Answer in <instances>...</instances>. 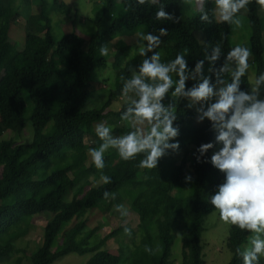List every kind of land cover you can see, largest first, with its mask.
Wrapping results in <instances>:
<instances>
[{"label": "trees", "instance_id": "16d2710c", "mask_svg": "<svg viewBox=\"0 0 264 264\" xmlns=\"http://www.w3.org/2000/svg\"><path fill=\"white\" fill-rule=\"evenodd\" d=\"M16 1L0 0V263L19 252L16 242L28 235L33 220L43 217L46 225L41 245L33 253L24 251L15 264H54L72 253L91 254L87 264H122L123 251L112 254L104 247L123 228L98 241H88L83 230L95 212L102 216L129 199L131 210L139 218V228L147 237L143 245L133 243L131 264H177L174 247L179 241V264H206V221L216 212L210 197L225 181V175L210 162L215 148L201 157V161L208 162L197 161L199 146L215 141L211 121L199 125L196 111L186 105V100L173 101L169 94L164 103H175L177 107L174 126H179L180 134L172 142L178 141L179 152L185 151L182 162L177 164V152L169 150L157 168L142 169L138 167L142 156L124 161L115 149H110L105 154V168L97 169L88 154L90 148L102 143L95 128L100 123L111 128L117 124L112 128L116 135L131 130L121 119L128 105L122 88L124 80L131 78L129 69H138L144 59L138 49L133 54L130 45L117 47L107 57L100 56L99 48L124 32L142 29L159 35V29L165 28L168 35L161 37L163 43L155 49L165 51V62L184 53L188 67L194 70L199 60H205L204 49L208 48L210 54L219 41L223 54L216 68H220L234 47L232 28L226 23L201 22L198 9L188 16V0H159L170 14L189 18L178 23L156 20L158 5L129 8L135 0H104L95 18L96 31L89 40L78 34L74 24L71 31L65 24V34L58 39L45 11L50 4L64 7V0H23L30 10L38 6L39 20L27 11L31 19L27 20L24 47L18 50L11 41L22 13ZM214 7V0H208L206 10L211 13ZM241 13L248 20L257 78L264 73V19L255 0L248 11ZM109 61L115 77L104 80L111 89L108 100L99 109L87 110L95 93L94 74L98 69H107ZM206 64L210 65L207 60ZM210 75L215 83L216 76ZM227 80L230 82V76ZM243 80L241 89L248 91L249 79L245 76ZM194 83L187 82L186 87ZM261 91L264 99V88ZM121 99H125L122 108L110 110ZM28 122L33 127L31 143L20 145L5 137L7 133L22 134ZM122 122L124 125L119 127ZM187 146L194 150L188 172ZM101 175L111 177L112 182L104 184ZM187 175L193 178L188 195L184 193ZM105 191L115 193V199H105ZM86 213L89 216L81 219ZM248 236L246 230L230 225L226 248L232 257L227 264H243L235 250L248 243ZM146 246L151 252L145 250Z\"/></svg>", "mask_w": 264, "mask_h": 264}, {"label": "clouds", "instance_id": "9594fccd", "mask_svg": "<svg viewBox=\"0 0 264 264\" xmlns=\"http://www.w3.org/2000/svg\"><path fill=\"white\" fill-rule=\"evenodd\" d=\"M251 2L214 0L215 7L211 13L205 8L208 0H195V7L201 13V22L226 23L235 31L243 27L239 13L241 10L248 11ZM255 3L264 9V0H255ZM144 5H158L155 12L158 21L178 23L182 19L167 12L166 5L159 0H135V5L129 4L128 7ZM167 35L165 28L159 29V35L141 31L135 33L139 44L138 54L144 59L138 69H129L131 78L124 80L122 88L128 105L121 119L128 123L131 130L116 136L110 126L98 124L95 133L102 143L97 148H90L88 154L100 170L106 166L105 154L110 149H115L124 161L142 156L139 168H157L160 159L169 150L178 153L180 149L178 141L172 142L180 134L179 126H174L177 107L175 103L165 104V98L170 94L173 101L187 100L189 107L200 105L196 109L197 122L211 121L216 135L214 142L199 146L197 161L208 162L201 161V157L216 145H221L211 156L210 162L225 175V181L211 195L210 203L219 212L222 222L249 233L248 243L235 250L242 257L243 264H261L264 259V99L260 97L264 88V73L249 85L250 92L242 90L243 78L253 67L250 63L252 49L237 44L227 52L224 64L216 68L223 54L221 42L218 41L210 54L208 48L204 49L205 60L210 63L208 72L216 76L213 83L212 75H204L205 60H199L194 70L188 67L184 53L177 54L173 60H163L164 53L155 49L163 43L161 37ZM150 52L152 55L149 57ZM109 53V45L100 46V56L107 57ZM225 74L230 76V82L224 79ZM189 80L196 81L190 88L186 87ZM192 179L191 175L185 177L186 182ZM100 180L104 184L112 182L111 177L106 175H101ZM109 197L115 199V193L105 191L104 198ZM116 209L122 217L129 214L124 205H117ZM124 231L131 235L129 228L126 227ZM145 250L151 252L147 246Z\"/></svg>", "mask_w": 264, "mask_h": 264}, {"label": "rangeland", "instance_id": "374dc122", "mask_svg": "<svg viewBox=\"0 0 264 264\" xmlns=\"http://www.w3.org/2000/svg\"><path fill=\"white\" fill-rule=\"evenodd\" d=\"M103 1L104 0H64L65 3L64 7L50 4L49 7L46 8L45 13L50 15L49 17L52 21L53 31L58 39L65 34L64 33L65 24L68 25L67 27L69 28L68 31H71L70 26L71 28H73V24H74L75 26L74 28L77 30L78 34L82 36L84 39L89 40L93 35V33L96 31L97 26L95 23V18L97 15V11L99 10L101 3H103ZM189 4L192 10L190 9V14L188 16L194 14L196 12L195 9H197V7H195V0H191V3ZM16 5L20 7V11L22 13L19 18L20 23L18 27L13 31L11 35V41L18 50H21L24 47L25 34L27 31L26 30L27 20L29 21L31 19L29 18L27 11H29V14H31V16L36 15L38 17V20H39V11L37 9L38 6H34V5L32 7V10L35 11L30 10L27 1L17 0ZM67 8L69 10H67ZM260 12L263 15L262 17L264 19V9H262L261 7H260ZM240 16L243 20V27L232 32L231 40L234 46H236L237 44H241L250 47L249 29L247 26L248 20L246 18L247 16L243 13H241ZM182 18L189 19L183 15ZM32 19L35 18L32 17ZM137 31L142 32V29ZM135 33L136 32H128V33L124 32L123 34L122 33L119 34L117 38L111 40L108 44L110 47V52H112L117 47H120L122 45H130L132 47V53L137 54L138 48L136 47L137 43L135 42ZM198 38L200 41H202L201 35H199ZM159 51H162L164 53L163 55V60H164L166 56L165 51L163 49ZM250 63H252L253 67L249 70L247 77L251 84L254 83L256 79V69L253 64V57ZM209 67H210L209 64L204 65L205 76L210 75V73L208 72ZM112 75L114 76L112 64L110 63V61L108 62L107 69H98L95 72L93 78L95 83V93L92 99L86 105L87 110L99 109L108 100L111 89L104 82V80L109 79L110 81H112L113 80ZM227 77L228 74H225L224 79L227 80ZM187 82H196V81L189 80ZM250 90L251 89L249 87L248 91L250 92ZM260 98L263 99L262 97ZM124 102L125 99L119 100L118 102L112 105L110 110L113 111L120 110ZM212 102L215 101L213 100ZM186 105L189 107V102L187 100H186ZM198 107H200V105H195L189 108L196 111ZM205 107H207V105H205ZM206 120H204L202 123H198V122L197 123L199 125H202L206 122ZM122 125H124L123 122L119 124V127H122ZM116 126L117 124L113 125L112 128ZM119 135H124V134H119ZM8 136L15 139L20 145H27L31 143L33 140L32 124L28 122L22 134L11 135L10 133H7L5 137ZM220 147L221 145H216L215 149L212 152V155ZM187 150H188V155L186 158L187 160L186 171L194 159V153H193L194 150L188 146H187ZM184 155H185V151L178 152L175 155V162L177 164H180L183 158H185ZM185 185L186 187L184 189V193L188 195L192 191V185L190 182H186V180H185ZM120 205H124L128 209L129 212L128 216L122 217L120 212L117 211L116 207L112 211L105 212L102 216L97 215L95 212L94 216L89 219L88 225L83 230V235L86 237V239H88V241H98L103 239L106 235H108L112 231L118 230L119 228H123L122 233L118 235L116 238L108 241L104 248H106L112 254H120L123 251L124 259L122 264H131L129 258L131 257V253L134 250L133 243L135 242L136 245H143L147 241V237L145 233L141 231L139 228V218L137 214L131 210L129 199H126ZM87 215L89 216V213H86L81 219L87 218L88 217ZM206 223H207V229L205 231L203 238V244L205 247V255H206L205 257L206 264H227L232 257L229 250L226 248L230 225L220 220L218 211L211 213ZM45 225H46V219L43 217H39L33 220L28 235H26L24 238L16 242V247L19 250V252L13 254L10 259L5 260L0 264H15L18 258H22L24 256L23 253L24 251H27L28 253L35 252L36 249L42 243ZM126 227L131 230V235L125 234L124 229ZM132 232H135V235H133ZM180 248H181V242L180 241L176 242L174 247V259H176L177 264L180 263V257H181ZM91 257H92L91 254H86L82 256L76 253H72L59 259L54 264H87V262Z\"/></svg>", "mask_w": 264, "mask_h": 264}, {"label": "crops", "instance_id": "0c3cea01", "mask_svg": "<svg viewBox=\"0 0 264 264\" xmlns=\"http://www.w3.org/2000/svg\"><path fill=\"white\" fill-rule=\"evenodd\" d=\"M119 111V110H118Z\"/></svg>", "mask_w": 264, "mask_h": 264}]
</instances>
